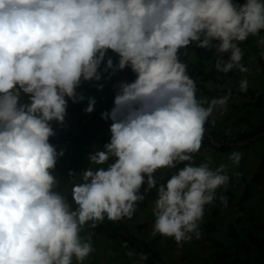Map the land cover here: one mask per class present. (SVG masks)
Wrapping results in <instances>:
<instances>
[{
  "label": "clouds",
  "instance_id": "clouds-1",
  "mask_svg": "<svg viewBox=\"0 0 264 264\" xmlns=\"http://www.w3.org/2000/svg\"><path fill=\"white\" fill-rule=\"evenodd\" d=\"M261 30L264 0H0V264H83L94 251L91 237L80 235L84 227L131 218L154 188L152 235L178 245L199 239L205 206L228 184L229 165H195L193 154L232 93L198 98L179 53L193 43L215 48L218 72L245 73L239 42ZM257 44L264 49V37ZM102 63L109 76L130 67L136 79L120 82L113 108L101 113L112 120L110 140L88 160L107 168H86L69 203L53 175L64 152L49 143L50 122L64 123L68 99H84L76 89L99 81ZM247 90L241 79L239 91ZM94 105L88 97L84 111ZM241 158L228 156L237 166ZM180 164L157 186L158 169ZM220 202L226 206V197Z\"/></svg>",
  "mask_w": 264,
  "mask_h": 264
},
{
  "label": "trees",
  "instance_id": "trees-1",
  "mask_svg": "<svg viewBox=\"0 0 264 264\" xmlns=\"http://www.w3.org/2000/svg\"><path fill=\"white\" fill-rule=\"evenodd\" d=\"M242 1L238 0V2ZM240 46L242 44H239ZM259 47L257 45L256 50L260 53L262 50ZM186 49L191 51V58L186 57L180 50L179 59L187 64L188 74L195 80L197 93L201 98L205 89L207 90L206 81L222 83L218 75L229 77L238 72L234 68L228 73L218 74L215 67L209 69L206 67V62L212 57L215 48H198L193 43ZM108 53L110 56H116L111 50ZM261 60L264 67V58ZM241 63L244 65L243 61ZM261 72L264 81V68ZM261 86L260 88L249 86L247 92H240L239 88L229 87L224 81L220 90L211 91L226 93L230 89L231 93H240L248 97L242 104L232 102L219 130L209 129L211 124L209 121L212 120H208L204 125V142L207 145L212 146L216 151L231 149L229 152L231 153L240 149L242 153L239 165L231 164L228 184L217 190L216 199L213 204L208 205L211 210L210 217L215 216L220 210H233L235 215L224 226H217L210 217L207 218V222L200 223L199 230L202 229L200 243L208 242L207 256L215 264H251V260H256L257 264H264V214L260 215L264 213V205L260 204L264 199V84ZM241 107L244 112L234 117L233 110ZM69 110L73 114L79 113L75 104H68L66 111ZM86 129L89 133L88 139L92 135L100 139L101 134L90 131L88 125ZM229 139L231 142H239L229 144ZM245 153L250 154V158L252 154L255 156L247 162ZM164 169L166 171V168ZM171 170L173 169L168 168L169 172L164 171V178L169 179L173 175ZM221 196L226 197V206L221 204ZM259 212L260 214L257 215ZM137 216L135 213L131 218H123L119 221L105 218L94 228L86 226L97 236L122 240L136 254L146 253L147 260L142 261L144 264H169L160 247L161 235L145 236L143 232L148 219L136 220Z\"/></svg>",
  "mask_w": 264,
  "mask_h": 264
},
{
  "label": "rangeland",
  "instance_id": "rangeland-1",
  "mask_svg": "<svg viewBox=\"0 0 264 264\" xmlns=\"http://www.w3.org/2000/svg\"><path fill=\"white\" fill-rule=\"evenodd\" d=\"M262 36L264 37V32L262 31ZM104 72V71H103ZM114 75V81L115 83H110V86L108 87L107 84L104 83L103 80H99L96 85H103L102 88H98L97 86H90V95L89 97H93L95 99V105L94 110L91 113H86L84 109L88 105V98H85L83 101V104L78 109L79 112L82 113L83 120H87V125L89 126L90 131H94L101 134L100 139H97L96 136H93L90 139H87L88 144V154L87 156L83 157V159H86L88 163L84 168V170L88 167H91L93 169H96L98 167H105L107 168V165H94L90 164L88 160V155L90 153H94L97 150H103V146L105 143H107L110 140V132H109V125L112 123L111 119H102L101 113L110 111L114 106V96L116 92L118 91V84L119 82H126V75L122 73L121 70H118L116 73L112 74ZM108 77V76H107ZM242 78V77H241ZM108 79H106L107 81ZM116 84V85H115ZM211 99L212 98H218L216 94H213L210 92ZM204 95H202L203 98ZM210 99V98H209ZM231 100V99H230ZM207 106V105H205ZM222 108H219L216 110L211 117H209V121L211 122L209 129H215L216 131L222 128V119L223 114L220 115L219 110ZM207 132V131H206ZM231 149H229L228 152H230ZM225 150L216 151L212 148V146L207 145L204 140L202 143V147L199 152L193 154V161L192 163L195 165H199L203 162H208V166L210 168H216L220 164H227V162H230L228 160V156L230 153H228ZM228 153V154H227ZM208 154V155H206ZM72 154L66 156V161H62L66 163V171L60 172V178L61 182L59 187L57 188V191L62 192V190L65 191L67 186H71L72 188L73 183H82L83 180L81 179L80 182L78 181L80 179V175L77 174L78 172H75L76 177L71 179L73 176L70 175V178L67 176L66 172L73 173V167L74 162L72 160ZM245 157H247V161L249 162V159H251L248 155V153L244 154ZM253 157V156H251ZM115 160V157H111L108 161V164L113 163ZM70 162H72V166H70ZM58 168H63L61 161L57 164ZM183 164L177 165V168H172L171 172L175 174L179 168H182ZM79 170V169H78ZM164 168L158 169L154 174L155 178L157 180V186L160 184H164L168 179L164 178ZM168 171V168H166V171ZM169 172V171H168ZM68 177V178H67ZM62 180H65L62 182ZM68 181L71 182V184L68 183ZM144 187H146V184L142 186L141 192H143ZM67 189L69 196L66 195L67 200L69 203H71V189ZM157 198L156 195V189L149 190L148 193L145 194V198L143 201L138 202L136 210L134 214L136 213L138 216L136 220H147L148 223L145 228V231L143 232L145 236H151L152 235V229L155 218L152 220L151 217H153V207L154 202ZM261 205H264V199L261 200ZM75 207V205H73ZM210 207L208 205L205 206V214L203 217L202 222H207V218L210 217ZM260 214L257 213V215ZM261 213L260 215L262 216ZM235 215V212L233 210H224L219 211L215 216L210 217L217 226L221 225L224 226L228 224L233 216ZM151 219V220H149ZM200 233H202V229L200 230ZM82 239H87L88 237H91V241L94 247V251L83 261V264H144L142 261H139V258L137 255H134L133 257H129L126 255V253L129 250H132L125 242H123L120 239H111V238H103L102 236H97L94 234L93 231H91L87 226L84 227L82 232L80 233ZM202 238V235L200 236ZM200 238L195 239L193 238L191 241L184 242L181 245H178L175 240L171 237H164L161 236L159 240L160 243L163 244V251L164 257L168 260L169 264H215L213 263V260L211 258H208L207 256V249L206 244L208 242L200 243ZM204 245V246H203ZM133 251V250H132ZM251 264H257L256 260H251ZM73 264H76L75 258H73ZM245 264V263H244Z\"/></svg>",
  "mask_w": 264,
  "mask_h": 264
},
{
  "label": "crops",
  "instance_id": "crops-1",
  "mask_svg": "<svg viewBox=\"0 0 264 264\" xmlns=\"http://www.w3.org/2000/svg\"><path fill=\"white\" fill-rule=\"evenodd\" d=\"M243 2H244V0L242 2H239V3H243ZM262 31L264 32V30H261V32L257 36H249L247 40H245L243 42H239V44H242V46H240V48L243 51L242 61L244 62V66L248 69L247 72L241 73L238 71L236 74H233V75L227 77V76H222L220 74V72H218L216 70L217 73L220 74V75H218L219 78L223 82L225 81L229 87L239 88V81L241 79H244V78H247V80H248V87L250 86V87L260 88V87H262L261 85L264 84L262 72H261L262 69L264 68L263 62L261 60L262 57L259 55V51L256 50V47L258 45L257 41L261 37H263L261 34ZM260 49L264 50L262 48H260ZM181 52H182V54H185V56L188 57L189 59L191 58L192 53L190 50L183 48V49H181ZM108 55H109V53H108ZM217 55H219V53H217L216 50L214 49L212 57L206 62V67L208 69L215 67L214 66L215 65V59H216ZM228 55L229 54H227V53L224 54V58L227 59ZM111 57L113 59L114 65L116 63H118L119 57L117 55L111 56ZM103 69H104V64L102 63L100 65V69H98V71L101 72V79L100 80H103L104 83L107 84V86L109 87L110 83H112V84L115 83V81H114L115 76L114 75L109 76V73L112 71L111 69L104 71V72H103ZM117 71H115V73ZM121 71H122V73H124L126 75V82H133L136 79V74L134 72H132L130 67H125ZM106 77L108 79L107 81H106ZM223 82L222 83H214L212 81H206L205 85H206L207 90L205 89V92L203 93V95H204L203 97H207V98L211 99V97H210L211 93L210 92L215 91V90H220L223 87ZM97 83H98V81H95V80L82 81L81 84L77 87L76 91L79 95H83L84 99L88 98L90 95V86L93 85L95 87ZM198 94L199 93H196L197 97L201 98V96H199ZM213 94H216L218 97H222L226 93H222V92L218 91L217 93H213ZM24 99L26 100L27 97H24ZM66 99H67V97H66ZM84 99L80 100L79 102H73L71 99H68V104H75L77 106V110H78L80 108V106L83 104ZM230 99H229L227 105L219 110L220 115L223 114V117L225 116V114H227L229 112L228 110L230 108H228V107L232 104V102H234L235 104H242L243 102H245V100L248 99V97H246L240 93H232ZM243 112H244L243 107L235 108L233 110V115L235 117V115L242 114ZM223 117H221V118H223ZM50 124H51V126L55 132V135L49 137V143L54 145L58 152L61 149H63V152H64V154L62 156H58V158H57V162H56V166H55V170L53 172V175H55L58 178V180L61 182V178L59 177L60 172L67 170L66 163L62 162V161H66V156L72 154L71 156H72V160L74 162V167H73V173L74 174H69L70 172H66V174L69 178H70V175L73 176L71 178V179H73L76 177L75 172H78L77 174L80 175V179L78 181L80 182V180L82 179L81 173L84 171L83 167H85L87 165L86 163H88L86 159H83L84 155L86 157L88 154V144L86 143L87 139L89 138V133L86 132L87 131V129H86L87 120L86 119L83 120V116H82L81 112L73 114L69 110V111H66L65 121L63 124H59L56 121H51ZM237 142H239V141H235V142L232 141L231 142V140H230L229 144H235ZM238 151L241 152L240 149ZM242 151H244V150H242ZM206 155H208V154H206ZM252 156L254 157L255 155L252 154ZM59 161H61L63 168L57 167L58 166L57 164ZM72 164L73 163L70 162V166H72ZM227 165H229L228 171H230L231 170V162H227ZM64 181L65 180H62V182H64ZM68 183L71 184L70 181H68ZM75 184H77V182L73 183V185H75ZM70 187L71 186H67L65 191L62 190V192H65L69 196L70 192L68 193L67 189H69ZM154 218L155 217L153 216L151 219L153 220ZM160 241H162V239ZM160 247H161V249H163V247H164L162 242L160 243Z\"/></svg>",
  "mask_w": 264,
  "mask_h": 264
}]
</instances>
